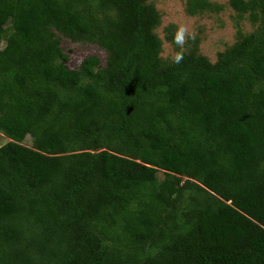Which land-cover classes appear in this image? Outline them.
I'll return each mask as SVG.
<instances>
[{"label":"trees","instance_id":"obj_1","mask_svg":"<svg viewBox=\"0 0 264 264\" xmlns=\"http://www.w3.org/2000/svg\"><path fill=\"white\" fill-rule=\"evenodd\" d=\"M229 3L212 62L151 0H0V264H264V0Z\"/></svg>","mask_w":264,"mask_h":264},{"label":"rangeland","instance_id":"obj_2","mask_svg":"<svg viewBox=\"0 0 264 264\" xmlns=\"http://www.w3.org/2000/svg\"><path fill=\"white\" fill-rule=\"evenodd\" d=\"M188 0H151L161 14L162 23L156 33L163 40V52L161 56L165 59H176L183 52L188 51L186 38L196 37L200 40V51L212 62L217 60V54L224 51L235 43L236 32L242 29L244 32H251L254 27L247 20L237 19L234 9L230 6V0H212L225 6L221 12H204L190 16L186 9ZM175 26L177 34L181 27L185 29L183 42L174 47L165 39L164 30L167 26ZM68 51H71L69 62L72 67H78L88 56L98 55L105 60L107 54L104 50L93 44H74L67 40L64 43ZM105 63V62H104ZM9 139L0 133V147L5 145ZM25 145H31V138H27ZM159 179L163 174L158 173Z\"/></svg>","mask_w":264,"mask_h":264},{"label":"clouds","instance_id":"obj_3","mask_svg":"<svg viewBox=\"0 0 264 264\" xmlns=\"http://www.w3.org/2000/svg\"><path fill=\"white\" fill-rule=\"evenodd\" d=\"M184 32H185V29L183 27H181V29L179 30V32L177 34L178 42H183Z\"/></svg>","mask_w":264,"mask_h":264}]
</instances>
